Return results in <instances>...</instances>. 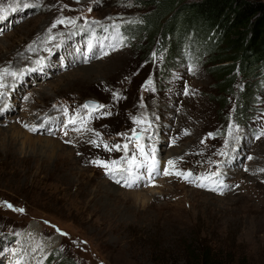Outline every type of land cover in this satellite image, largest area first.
Here are the masks:
<instances>
[{"label": "rangeland", "instance_id": "374dc122", "mask_svg": "<svg viewBox=\"0 0 264 264\" xmlns=\"http://www.w3.org/2000/svg\"><path fill=\"white\" fill-rule=\"evenodd\" d=\"M145 1L0 0L5 264L13 242L35 235L54 244L41 264L55 249L73 264H192L187 247L200 241L222 264H264V74L224 87L215 62L194 56L164 72L160 46L126 37ZM102 58L87 87L61 90ZM124 144L140 167L111 178L94 162L127 168Z\"/></svg>", "mask_w": 264, "mask_h": 264}, {"label": "trees", "instance_id": "16d2710c", "mask_svg": "<svg viewBox=\"0 0 264 264\" xmlns=\"http://www.w3.org/2000/svg\"><path fill=\"white\" fill-rule=\"evenodd\" d=\"M143 4L149 10L132 22L126 37L151 38V44L160 46L164 72L175 61L194 56L215 62L210 71L224 87L236 75L264 74V0H147ZM190 247L187 254L196 256L192 264H222L209 244L200 241ZM50 256L55 264H73L58 249Z\"/></svg>", "mask_w": 264, "mask_h": 264}, {"label": "bare ground", "instance_id": "6f19581e", "mask_svg": "<svg viewBox=\"0 0 264 264\" xmlns=\"http://www.w3.org/2000/svg\"><path fill=\"white\" fill-rule=\"evenodd\" d=\"M37 54H35L34 56H37ZM120 55L123 56V54H117L116 56H114V55L110 56L108 54V55H106L107 56L106 60L109 61V60L115 59V58H118L119 59V58L122 57ZM70 59L71 58H69L67 60V62H69ZM72 59H73L72 62H75V60H77L76 57H72ZM125 59H126V57L123 58V60H120L122 62H121V64L120 63L117 64V66L118 65L124 66V61L127 62ZM106 60L103 59V58L100 59V61L96 64L95 67L88 66L86 68H82V67H78L77 66L76 69H75L76 71L74 70L69 77H66V79H67L66 80V84H65V86L61 90L63 91L65 88H72V87L73 88H75V87H87V85L89 84V82H91V81L94 80V79H92V77L94 76V73H97V70H99V67L101 66V63H103V61L104 62H107ZM85 66H87V65H85ZM92 68H94V69H92ZM90 69H92V70H90ZM97 74H99V73H97ZM18 82L19 81L16 80V82L10 83V85L12 86V89H15L16 92L20 91L18 89L19 88L18 87L19 85L17 87H15ZM21 82L22 81L20 80L19 83H21ZM44 96H46V94ZM2 106H3V108L1 107L0 110H3L5 108H7L6 105H5V103ZM37 124L35 126H39L40 121ZM154 125H155V123H154ZM40 127H42V126H40ZM26 239L28 240L29 238L22 237L20 240H18L14 244L13 249H11V251H14V253H11L9 255L10 260L7 261L6 264H37V263H40L41 264L43 262V260L46 259V255L48 254V252H50V250L54 247V244H52L51 242H49L46 245H43L42 244L44 247H42V246L37 247V244L39 243L40 240L37 239V236L36 235L35 236H32L29 240L32 241V243L36 245V246H34V249L37 248L34 253H37V254L39 253L38 255H34V253H32L33 252V248L28 253V249L29 248L26 247V245H27ZM21 252H24V253H22V257L23 258L18 257V255Z\"/></svg>", "mask_w": 264, "mask_h": 264}, {"label": "snow or ice", "instance_id": "6c2138e0", "mask_svg": "<svg viewBox=\"0 0 264 264\" xmlns=\"http://www.w3.org/2000/svg\"><path fill=\"white\" fill-rule=\"evenodd\" d=\"M59 22L62 23V21H59ZM53 26H55V25H53ZM100 107H102V106H98V105H94V104L93 105H89V104H85L84 105V108L89 109L90 112L91 111H97V110H99ZM69 122L70 123H75V121H69ZM131 139L133 141H136L137 142L136 143V149L139 151L140 155L142 157H144L145 162H147L148 159H149V157H148V154L145 153L143 146L141 144H139V142H138L139 139H140V137L134 134L131 137ZM113 147L117 151L121 150V145H115ZM105 148H106V150H111V149L108 148L107 145H105ZM123 150H124V152L126 154V159H127V164H128V167L127 168H123L122 169V168L118 167V165L120 163L119 161H113L110 164L109 163H106V162H102V161H95L94 163L97 166H100V167L105 168L106 174L110 175L111 178H115V174L116 173H119V172H124L127 175L132 176L133 175V169L134 168H139L140 167V164L137 163V157H136L135 154H133L131 156V158H127L128 144H124L123 145ZM169 165L172 166L173 165V162L172 161H169ZM156 170H157L156 161L153 159L152 162H151L149 171L150 172H155ZM176 174L177 175H180V176H184L187 179V176L185 174H183V173H176ZM164 175H169V172L166 170L164 172ZM188 175H190V174H188ZM199 179H208V178H199ZM116 183H120V180L117 179L116 180ZM125 186L132 187V184L131 183H128ZM198 186L204 187L205 185L203 183H201ZM9 207H11V205H9ZM19 211H23V210L21 209Z\"/></svg>", "mask_w": 264, "mask_h": 264}]
</instances>
